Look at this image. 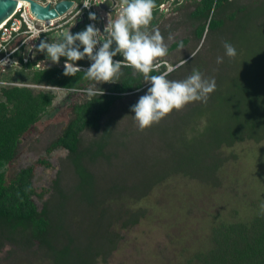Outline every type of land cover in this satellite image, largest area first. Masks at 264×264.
<instances>
[{
    "label": "rangeland",
    "instance_id": "1",
    "mask_svg": "<svg viewBox=\"0 0 264 264\" xmlns=\"http://www.w3.org/2000/svg\"><path fill=\"white\" fill-rule=\"evenodd\" d=\"M187 1L162 0L153 11L149 32L158 28L167 46L185 39L183 44L168 50V55L161 59V65L156 70L161 74L170 65L175 67L182 64L168 75L169 80H184L197 69L205 79L214 78L217 84V80L225 74L226 67L230 66L224 63L227 55L223 44L231 31L218 36L207 33L196 38L192 32L193 25L186 17L191 6L186 4L178 10H171L176 4ZM239 1L247 3V10L254 6L248 0ZM96 6L95 10H99ZM120 8L118 6L109 14L110 20L105 25H110ZM100 14L107 21L108 16L103 11ZM71 28L70 23H65L44 35L49 41L58 42L62 39V33L71 31ZM38 47L39 44L31 51L29 63H33L32 66L24 65L21 59L18 61V57L26 56L29 52L27 43L16 53V62L11 58L0 60V101L3 100L1 89L10 86L51 96L50 103L39 112L35 122L20 135L13 159L0 163V175L7 181L20 168L33 165V187L36 192L46 189L41 198H32L37 208L40 209L42 202L47 200L48 207L53 210L60 198L57 189L61 190L67 197L63 202V212L57 216L54 214L53 220L60 219L76 236L86 239L93 230L91 224L96 219V209L89 208L82 200L81 193L75 189L80 184L69 163L68 152L61 147L46 152V147L69 121L72 105L87 98L85 90L71 92L75 84L86 81L87 77L85 75L71 85L37 78L38 72L46 67H57L64 71L62 61L66 62L65 57H61L59 64L51 62L50 57L40 52ZM217 57H223V62L217 63ZM90 63L87 58L75 62L76 66ZM142 82L141 88L124 93L110 105L100 117L97 129H84L79 133L78 152L83 153L82 163L92 173L94 202L104 199L105 207L109 210L120 208V216L113 226L119 234L116 247L104 263L98 259L96 264H179L203 247L210 226L216 221L245 218L264 204V139L258 142L243 140L229 147H221L219 152L224 162L215 171L216 182L205 183L200 180L206 172L204 164L194 169L179 166L182 158L188 154L183 138H187L188 127L184 128V124L191 103L141 131L130 109L150 87L143 77ZM103 134L104 145L100 152L89 158L95 150V142ZM189 149L201 156L200 142ZM41 157L49 166L36 164ZM153 158H160V163L150 167ZM176 167L194 173L199 179L183 175L181 171L171 173ZM162 175L166 177L152 184ZM146 188V195L139 201L128 200V192L138 193V190ZM138 207L144 210L143 216L135 224L119 228V223L127 218L125 212L130 213ZM113 217L115 212L108 211L106 219ZM0 264H47V261L41 258L40 251L22 252L5 243L0 249Z\"/></svg>",
    "mask_w": 264,
    "mask_h": 264
},
{
    "label": "trees",
    "instance_id": "2",
    "mask_svg": "<svg viewBox=\"0 0 264 264\" xmlns=\"http://www.w3.org/2000/svg\"><path fill=\"white\" fill-rule=\"evenodd\" d=\"M248 2L254 4L249 10L247 3L239 0H189L180 2L171 9L178 10L186 4L191 6L186 17L193 25L192 32L196 38L207 33L218 36L230 30L227 42L235 47L237 53L234 58L227 56L224 60L226 65L230 64V68L226 67L225 74L217 80L216 88L209 94L207 103L191 102L186 114L184 128L188 127L187 133H192V139L183 138L188 154L182 158L179 166L194 169L204 164L206 172L200 180L205 183L216 182L215 171L224 162V157L219 152L221 147H229L243 140L258 142L264 139V0ZM155 3L154 10L162 0H155ZM82 30L83 24L71 28L73 34ZM184 42L185 39L172 42L168 50ZM117 57L123 59L119 55ZM27 64L32 66L33 63L27 61L24 65ZM80 66L85 68L74 76L64 75V71L57 67H46L38 72L37 78L71 85L86 75L83 70L90 64ZM122 68L125 70L123 69L124 74L119 82L97 85L103 89L104 95L92 99L87 97L72 105L69 121L46 147V152L56 147L68 152L69 163L80 184L75 189L81 193L82 200L89 208L96 209V219L91 224L93 230L86 239H81L60 219L53 220L54 214L57 216L63 212V202L67 197L59 189V204L54 206L55 209L48 207L47 200L38 209L32 198H41L46 189L36 192L31 182L33 165H27L7 181L0 175V249L8 243L22 252L40 251L41 258L47 264H96L98 259L104 263L115 249L119 234L113 226L120 216V208L109 210L105 207L104 199L94 202L92 173L84 167L81 160L83 153L78 152V145L79 133L84 129H97L100 117L115 100L124 93L143 86L142 74L132 75V68ZM159 73L160 71L155 70L150 75ZM93 83L86 79L75 84L71 92L85 90ZM1 95L0 163L13 159L20 135L35 122L39 112L51 100L47 93L33 94L29 89L18 86L1 89ZM201 117L207 120L203 131L199 130ZM104 138L105 134L95 142V150L89 158L100 152ZM197 142H200L202 150L200 157L189 149ZM159 163L160 158H153L150 167ZM36 164L49 166L42 157L36 160ZM180 167H176L171 173L181 171L183 175L199 179L194 173ZM165 177L166 175L157 177L152 184ZM148 188L138 190V193L128 192V200L139 201L146 195ZM108 211L115 212V217L111 220L106 219ZM143 212L141 207L130 213L125 212L128 214L127 218L119 223V228L135 224L143 216ZM206 240L202 248L195 250L179 264H264V209L256 208L245 218L216 221L210 226Z\"/></svg>",
    "mask_w": 264,
    "mask_h": 264
},
{
    "label": "clouds",
    "instance_id": "3",
    "mask_svg": "<svg viewBox=\"0 0 264 264\" xmlns=\"http://www.w3.org/2000/svg\"><path fill=\"white\" fill-rule=\"evenodd\" d=\"M155 7V0H122L118 15L103 31V39L101 30L95 24H88L84 30L75 34L71 31L62 33V39L58 42L41 40L38 47L55 64H59L61 57L66 58V76H74L82 70L76 66V61L87 58L91 62L83 70L87 79L94 82L85 89L89 99L104 95L103 89L97 85L119 82L124 74L122 67L132 68L134 75L142 74L150 87L130 109L141 131L158 124L174 110H183L191 102L207 103L209 94L216 88L215 79H205L197 69L184 80H169L168 75L182 64L175 67L170 65L167 71L150 75L160 67L161 59L168 55V46L159 29L148 31ZM89 19L95 21L97 17L90 14ZM223 47L229 58L236 56V49L231 43L226 41ZM118 55L123 59H114ZM69 61L74 63L70 64ZM222 62L223 57H217V63ZM206 126V118L201 117L199 130L203 131ZM186 135L188 140L192 139L191 132ZM261 208L264 209V204Z\"/></svg>",
    "mask_w": 264,
    "mask_h": 264
},
{
    "label": "built area",
    "instance_id": "4",
    "mask_svg": "<svg viewBox=\"0 0 264 264\" xmlns=\"http://www.w3.org/2000/svg\"><path fill=\"white\" fill-rule=\"evenodd\" d=\"M40 5L49 4L52 7L56 2L60 0H34ZM72 2L70 6L64 11L61 15H58L53 19H38L36 18L28 9L27 2L21 1L22 3H16V7L13 13L0 25V60L5 58L12 59V61H17L16 53L20 52L22 46L25 43L28 44V49L36 47L41 40H47L49 43H55L49 41L45 37V32H48L56 27L61 28L65 23H70L71 27H74L76 24H83L85 27L88 24H95L97 28L101 30V39L104 38V29L108 27L110 18L109 14L116 10L118 6L121 7V3L118 0H68ZM114 1H117L114 5ZM95 5L97 9L95 10ZM103 5V6H101ZM100 11H103L107 16V21L104 20V16L100 14ZM90 14H95L97 20L93 21L89 19ZM67 18L63 20L65 17ZM61 20L60 22H57ZM46 21V22H44ZM49 21V22H48ZM57 22V23H56ZM32 53V52H31ZM16 60H15V59ZM31 58L28 56L18 57L21 59L22 63H26ZM116 60H122L118 57H114ZM14 63V62H12ZM63 65L65 62H63ZM81 69L85 68L83 66H78Z\"/></svg>",
    "mask_w": 264,
    "mask_h": 264
},
{
    "label": "water",
    "instance_id": "5",
    "mask_svg": "<svg viewBox=\"0 0 264 264\" xmlns=\"http://www.w3.org/2000/svg\"><path fill=\"white\" fill-rule=\"evenodd\" d=\"M21 1L27 2L29 11L36 18L43 20L55 18L58 15H61L72 3L68 0H60L50 7L49 4L40 5L34 0ZM16 2L17 0H0V23L5 21L13 13L16 7ZM31 51L32 49L29 50L28 56H30Z\"/></svg>",
    "mask_w": 264,
    "mask_h": 264
},
{
    "label": "bare ground",
    "instance_id": "6",
    "mask_svg": "<svg viewBox=\"0 0 264 264\" xmlns=\"http://www.w3.org/2000/svg\"><path fill=\"white\" fill-rule=\"evenodd\" d=\"M16 3H19V4H21L22 2H21V0H17V2ZM25 3V2H24ZM4 21H2L1 23H0V25L3 23ZM44 22H46V21H44ZM49 22V21H48ZM51 23H53V19H51Z\"/></svg>",
    "mask_w": 264,
    "mask_h": 264
},
{
    "label": "crops",
    "instance_id": "7",
    "mask_svg": "<svg viewBox=\"0 0 264 264\" xmlns=\"http://www.w3.org/2000/svg\"><path fill=\"white\" fill-rule=\"evenodd\" d=\"M123 69H124V68H122V71H123ZM124 70H125V69H124ZM131 74H132V75H134V74H133V69H132V72H131Z\"/></svg>",
    "mask_w": 264,
    "mask_h": 264
},
{
    "label": "flooded vegetation",
    "instance_id": "8",
    "mask_svg": "<svg viewBox=\"0 0 264 264\" xmlns=\"http://www.w3.org/2000/svg\"><path fill=\"white\" fill-rule=\"evenodd\" d=\"M119 2H121V1H119ZM116 4V1H114V5Z\"/></svg>",
    "mask_w": 264,
    "mask_h": 264
}]
</instances>
